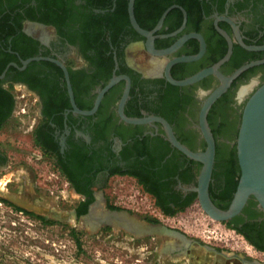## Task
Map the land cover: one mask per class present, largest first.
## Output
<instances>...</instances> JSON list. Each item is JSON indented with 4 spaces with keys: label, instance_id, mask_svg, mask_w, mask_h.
I'll list each match as a JSON object with an SVG mask.
<instances>
[{
    "label": "flooded vegetation",
    "instance_id": "1",
    "mask_svg": "<svg viewBox=\"0 0 264 264\" xmlns=\"http://www.w3.org/2000/svg\"><path fill=\"white\" fill-rule=\"evenodd\" d=\"M184 3L186 6L174 4L168 7L171 10L157 31L155 29L168 9L153 28H149L155 16L153 0H140L135 14L141 28L155 31V48L158 50L169 48L192 33L204 37L207 49L203 58L175 65L171 70L173 78L176 76L183 80L213 66L217 62H212L225 45L228 52V42L215 26L217 17L232 22L221 20L218 23L234 41L232 57L221 68L224 75L230 76L234 72V58L238 62L264 60V50L249 51L239 44L232 25L238 27L245 44L264 46V0H184ZM125 4L128 11L129 0H0L1 115L9 109L3 91H25L34 97L39 118L31 129L34 141L35 138L40 140V150L50 154L60 175L78 195L80 200L74 209L78 219L88 214L98 194H102L106 211H126L134 215L129 209L111 204L107 198L106 191L116 177L133 179L155 199L156 206L167 216L198 202L197 192L193 189L198 186L202 165L173 147L162 125H132L120 118L118 103L126 80H121L106 93L95 114L84 116L74 112L65 73L59 65L41 60L23 68L22 61L34 57L62 62L69 72L76 105L82 111L94 108L100 90L115 76H126L131 81L130 96L125 106L128 117L159 116L166 119L161 111L168 107L171 100L189 99V104L174 114L172 123L166 120L183 145L194 152L205 151L206 142L199 129L198 115L207 97L203 92L213 91L220 84L219 80L210 76L174 91L171 87L178 86L166 80L160 67L176 57L198 54L199 40L189 39L165 61L152 56L145 47L137 46L140 42L145 43L146 38L132 26L129 12L126 15L119 11V8L124 9ZM175 26L178 27L171 31ZM257 67L260 69L255 75L248 80L237 81V78L221 97L231 94L229 110L242 112V103L237 97L243 85L253 79L258 81L253 91L246 95L249 98L264 83V65ZM215 105L217 102L208 115L214 121L222 103ZM210 127L216 140L210 197H215L212 201L219 208L227 209L231 201L220 202L216 195L222 196L226 188L224 171L230 160L226 154L229 144L236 147V140L221 145L215 126ZM222 153L224 158L221 163L225 167L217 169V158ZM4 157L0 151V167ZM215 171H218L216 176ZM84 209L86 213H80ZM148 224L159 225L154 222ZM227 225L240 231L248 243L264 253V214L256 202L252 206L248 203L242 214ZM175 239L181 244L169 248L173 254L184 252L198 243L188 239L190 243L187 244L179 238ZM250 263L254 264V261L250 260Z\"/></svg>",
    "mask_w": 264,
    "mask_h": 264
},
{
    "label": "rangeland",
    "instance_id": "2",
    "mask_svg": "<svg viewBox=\"0 0 264 264\" xmlns=\"http://www.w3.org/2000/svg\"><path fill=\"white\" fill-rule=\"evenodd\" d=\"M13 91L19 99L11 119L0 130V151L5 155L0 187L6 189L0 198L52 224L0 202V264H251L250 260L264 264V253L228 222L211 219L199 202L167 216L152 196L127 177L111 180L106 191L111 204L131 210L143 223H159L198 243L173 254L169 248L181 244L175 238L135 237L123 229H92L82 219L75 220L72 212L79 203L78 195L60 175L50 154H44L34 141L31 129L39 121L36 101L25 91ZM240 114L231 109L218 112L215 128L221 145L236 140ZM226 119L234 126L227 132L219 127ZM234 149L229 144L226 157Z\"/></svg>",
    "mask_w": 264,
    "mask_h": 264
},
{
    "label": "water",
    "instance_id": "3",
    "mask_svg": "<svg viewBox=\"0 0 264 264\" xmlns=\"http://www.w3.org/2000/svg\"><path fill=\"white\" fill-rule=\"evenodd\" d=\"M135 1L129 0L128 12L132 26L134 29L144 38L146 42H140L137 44L138 47H145L149 54L157 58L165 59L176 53L189 39L195 38L200 42V51L196 55L191 56H181L176 57L164 65H160L161 72L164 74L166 80L178 87H185L197 84L204 79L214 76L216 77L220 84L211 92L207 94L206 99L203 101L199 115V129L201 134L206 142L205 151L194 152L188 147L183 145L176 137L172 126L170 123L159 116H149L142 118L128 117L125 114V106L130 96L131 81L126 76H115L110 82L100 90L98 97L96 99L94 108L90 111L80 110L75 102L73 89L70 83L69 72L65 65L55 59L46 58V57H34L28 60L22 61L23 68L28 64L34 61L47 60L56 63L59 65L64 73L67 81V88L70 97L71 105L75 113L91 116L95 114L104 99L106 93H108L114 86H116L121 80H126V87L123 93L121 100L118 103V113L120 118L132 125H144V124H154L158 123L163 126L166 133L167 139L170 141L171 145L177 148L179 151L184 153L188 158L200 163L202 165L199 177H198V186L193 190L197 192V199L200 203L204 212L211 217L212 219L219 222H229L242 214L243 210L248 205L249 201L253 199L257 204L260 210L264 214V83L260 85L254 92L247 98L243 110L241 123L239 127L238 136L236 139V150L237 158L240 167V178L237 185V189L234 193L233 199L227 209L219 208L210 197V183L212 180L214 165L216 161V140L211 130L208 115L211 108L220 99L230 88L234 80H236L240 75L246 72L249 69H252L257 66L264 65V60H256L250 63L244 64L237 70H235L230 76H226L221 72V68L226 64L233 54L234 41L232 38L222 30L218 23L221 20L229 21L227 18L217 17L215 21V26L218 32L225 37L228 42L229 48L226 55L214 64L211 67L202 69L198 73L194 74L191 77H188L183 80H176L172 77L171 70L172 68L181 63H193L197 62L203 58L206 53L207 44L204 37L198 33H192L180 38L175 42L171 47L158 50L155 48V39L154 32L159 30L164 23V19L168 12L171 10L168 9L162 16L158 26L155 31H147L138 24L135 16ZM232 23V22H231ZM235 31V37L239 44L249 51H262L264 46H255L247 45L240 36L238 27L232 24ZM163 63V62H162ZM17 67V65H15ZM160 73V72H159ZM258 84L257 79H253L248 84L243 85L238 93V102L242 103L246 95L249 92L253 91L255 86ZM253 85V88L243 97L240 96V92L244 87ZM102 194L97 195V201L93 204L87 215L82 217V221L89 225L92 229H97L102 226H112L114 228L123 229L126 232L134 235L135 237H148V236H168L172 238H179L184 243L189 244L190 241L187 237L181 232L171 229L164 225H152L146 224L139 221L135 216L130 215L128 212H109L104 209L102 204ZM31 212V211H30ZM72 216L75 220H78L77 214L75 211L72 212ZM254 264H260L254 262Z\"/></svg>",
    "mask_w": 264,
    "mask_h": 264
},
{
    "label": "trees",
    "instance_id": "4",
    "mask_svg": "<svg viewBox=\"0 0 264 264\" xmlns=\"http://www.w3.org/2000/svg\"><path fill=\"white\" fill-rule=\"evenodd\" d=\"M154 4H155V16H154V22L153 25H151L149 28H153V26L156 25V23L159 21V19L161 18L162 14L164 13V11H166V9H168V7L174 5V4H179L182 6H186L184 3V0H153ZM140 5V0H137V4L135 5V14L138 11V7ZM119 11L121 13H124L127 15L128 11H127V4H125L124 9H120ZM180 25V24H179ZM178 25V26H179ZM178 26H175L173 28H171V31L175 30ZM248 44V43H247ZM250 45V44H249ZM227 53V46L225 45V47L223 48V51L221 50L219 56L214 59V61L212 62V64L218 62L220 59H222ZM254 60H246V61H241L238 62L236 60V58H234V63H235V67L233 68V71L237 70L238 68H240L241 66H243L244 64L250 63ZM260 69V67H254L252 69L247 70L246 72H244L242 75H240L237 79V81L239 80H248V78L251 75H254L256 73V71H258ZM196 71V70H195ZM175 79L179 80V78H177L176 76H174ZM174 91H177L179 89V87H171ZM3 97L5 98V102L7 101V104L9 105V109L8 112L5 113L4 115H1V110H0V130L6 125V123L11 119L13 112H14V108H15V99H14V95L11 92L8 91H3ZM232 98H231V94H227L225 95L223 98H221L219 101H217V105L222 103V107L219 109V112L221 114H224L228 109V105L231 103ZM190 100L189 99H185V100H181V99H174L171 100L168 107L165 108V110L161 111V115L163 117H165L166 119H168L170 121V123L173 122V118H174V114L177 112V110H179L182 106L189 104ZM0 104H1V99H0ZM215 105V106H217ZM244 107V106H243ZM243 110V108H242ZM130 117H134V116H130ZM241 117H242V112L240 114V118H239V127H240V123H241ZM208 121L210 126L214 125L216 123V120L214 121L212 119V117L208 116ZM219 127L224 128V131H229L233 129V123L231 121H228V119H226L224 122L222 121L221 124H219ZM239 127L237 128L236 131V139L238 136V132H239ZM217 132V130H216ZM35 143L40 146L41 142L39 139L35 138ZM222 160L219 159V155L217 158V163H216V168L219 169L221 168V166H224V163H221ZM231 162V163H230ZM232 164V165H231ZM225 167V166H224ZM218 171H215V176L217 175ZM224 175H225V180H226V188L222 194V196L217 197L216 198L219 199V201H232L234 193L237 189V185L239 182V178H240V167L238 165V161H237V151H236V147L233 151V155L230 157V160L228 161V165L227 168L224 171ZM215 197L213 196L212 200L214 201ZM0 202L8 205L9 207L13 208L15 211L24 213L28 216H32L35 217L39 220H41L42 222H46V223H50L52 224V221H48L45 217L36 215L33 212L27 211L17 205H14L12 203H10L8 200L6 199H2L0 198ZM250 206L255 204V201L253 199H251L249 201ZM185 208H182L180 210H184ZM226 209V208H225ZM224 209V210H225ZM179 210V209H178ZM80 213H86V209L80 211ZM172 215L174 214V211L171 213Z\"/></svg>",
    "mask_w": 264,
    "mask_h": 264
},
{
    "label": "bare ground",
    "instance_id": "5",
    "mask_svg": "<svg viewBox=\"0 0 264 264\" xmlns=\"http://www.w3.org/2000/svg\"><path fill=\"white\" fill-rule=\"evenodd\" d=\"M253 88V85H249V86H247V87H244L242 90H241V92H240V96L241 97H243V96H245L251 89ZM5 186V185H4ZM0 192H3V193H5L6 192V189H4V188H1L0 187ZM8 194V193H7ZM5 196V195H4ZM211 218V217H210ZM212 219V218H211ZM214 220V219H213ZM216 221V220H215ZM217 222H219V221H217Z\"/></svg>",
    "mask_w": 264,
    "mask_h": 264
},
{
    "label": "crops",
    "instance_id": "6",
    "mask_svg": "<svg viewBox=\"0 0 264 264\" xmlns=\"http://www.w3.org/2000/svg\"><path fill=\"white\" fill-rule=\"evenodd\" d=\"M13 93V95H14V99H15V104H16V99H19V97H17L16 95H15V93H14V91H12Z\"/></svg>",
    "mask_w": 264,
    "mask_h": 264
}]
</instances>
